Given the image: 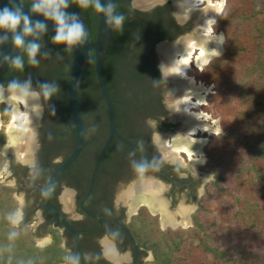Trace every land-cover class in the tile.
Returning <instances> with one entry per match:
<instances>
[{
    "label": "flooded vegetation",
    "instance_id": "flooded-vegetation-1",
    "mask_svg": "<svg viewBox=\"0 0 264 264\" xmlns=\"http://www.w3.org/2000/svg\"><path fill=\"white\" fill-rule=\"evenodd\" d=\"M178 4V0H163V2L161 0H112L113 7L122 8L130 17L128 20L130 22L126 24H142L141 26L148 29L150 33L149 44L152 42L154 44L145 47L148 54L143 65L145 82L134 87L133 98L123 100L125 99L123 95L119 96L122 101L114 98L117 102L115 107L118 132L130 144L118 139L113 140L111 146L116 144L115 153L117 154L113 153L110 157L104 156L93 192L84 205L92 214L108 215L123 223L137 244V250L120 225L106 217L89 216L81 209L80 203L87 192L95 161L84 159L80 162V157L55 180L51 190V200L55 210L67 218L78 231L82 252L89 264H143L149 260V256L154 259L153 251L146 250L139 244L130 226L133 217L143 211L141 209L158 217L161 229L194 227L196 216L200 218L199 212L205 193L204 182L207 178L195 167L196 162L191 165L186 153L182 152L188 157L189 163L183 161L184 158L183 160L179 157L171 158L161 140L156 142L153 139L154 135L163 139L168 136L166 131L169 128L176 124H184L182 118L175 116L177 111L175 103H170L171 99L176 98L172 93L176 83L165 70L160 50L162 45L176 42V39L180 37L182 39V36L190 30L198 35L199 21L188 15L185 19ZM117 85H112L113 89L116 90ZM8 86L0 85V89ZM30 91L39 93L37 99L34 97L38 103V115L40 114L39 119L37 116L38 121L40 120L37 135L34 129L31 153L27 154L24 160L20 159V154L26 151L25 147L20 149L16 146L10 149V170L18 186L29 191V203L24 209L25 216H36L39 211L44 219L42 228L47 230L54 224L51 223V217L43 204L42 187L51 171L71 152L75 141V131L74 136L67 133L68 129L60 132L63 128L61 126L63 114L60 109L62 99L50 96L45 98L39 90L30 89ZM86 113H84L87 125L86 145L89 142L96 144L97 138L105 142L109 135L107 113L105 127H101L99 122H96V125H90L93 123L90 120L89 124ZM68 128L74 130L70 126ZM98 128H108V130L102 136ZM184 128L185 124L183 130ZM199 132L205 133L202 130ZM179 133H182V130ZM193 138L198 139L195 136ZM86 162L90 164V167H86ZM137 165H144L143 173L137 172ZM139 184L141 186L150 184L154 190L156 189V194L153 196L155 205L164 211H154L148 204L137 203L140 207L130 216L129 212L135 210V206L137 208L138 205L132 202V197L124 195ZM66 194L73 195L76 215L72 217L64 211ZM145 196L148 199L152 198L147 192ZM191 205H195L194 212L189 210ZM164 212L169 218L165 224ZM62 233L64 237H68L66 245L62 244L68 254L66 260L60 264H71L72 259H76L78 264H84L73 237L63 230Z\"/></svg>",
    "mask_w": 264,
    "mask_h": 264
},
{
    "label": "trees",
    "instance_id": "trees-1",
    "mask_svg": "<svg viewBox=\"0 0 264 264\" xmlns=\"http://www.w3.org/2000/svg\"><path fill=\"white\" fill-rule=\"evenodd\" d=\"M25 1L32 4L39 2V0ZM53 2L58 3L59 0H53ZM67 4V8L60 9L66 15L70 12L71 0H67ZM78 6L80 15L89 23L93 39L95 40L97 17L94 6L89 0H87L86 6L81 4V0H78ZM231 7L230 0H228L226 11L216 22L217 27L224 30L228 36L225 43V53L211 61L212 63H217L219 68H224V71L227 72L226 74H229L234 68L241 72V75L228 83L220 79L218 82L219 93L226 98L229 95L233 96L229 101L236 102L235 104L238 106L235 112V120L228 128V136H224L222 144L229 157L225 162L227 164L229 162L232 165L238 179L250 174L253 188L257 189L258 192L261 185L263 187L262 170L258 168L257 164L259 160H264V88H256L249 98H246L245 95L254 80H264V57H262L264 18L258 16L262 10L253 12L245 19L243 13L233 12ZM112 11L113 15L122 16L125 20L130 19L122 8L118 9L117 6H112ZM246 20H252L256 24L261 25L256 28L260 30V34L256 36L260 39L258 42L259 49L256 52V60L253 64L240 67V64L229 61L230 58L237 56L240 49L238 45H233L230 33L238 32L239 25H243ZM141 25L120 23L115 31V45L108 46L105 62L106 78L113 98L118 101H122L119 97L120 95L125 98L123 100L133 98L134 87L145 82L146 75L143 65L148 58L145 47L153 45L154 42L149 44L150 33L148 29L143 28ZM56 30L40 34L27 42L22 50L11 60L6 72L0 76V85H9L13 82L18 85L28 84L31 90H39L41 93H43L42 85H54L56 90L50 97L62 99L60 109L63 114V123L61 125L63 128H61L60 132L62 133L64 129H68L67 133L74 136V130L68 128L70 126L69 103L66 97L68 73L73 50L72 46H68L65 43H57L53 40ZM30 43L39 45L35 56L37 63L35 64L30 62L27 52V47ZM17 57L20 58L22 65L19 68L12 63ZM114 84H118L116 90L112 87ZM80 96L83 111L84 113L87 111L86 116L89 124L91 123L89 118L90 105H97V96H99L101 109L104 110L105 117L102 123H99H101V127L107 126L106 110L95 76L93 55H91L85 72ZM0 110L2 116L5 119H9L10 112L6 111L2 106ZM92 123L90 125L97 124L96 122ZM237 128L240 131L237 132ZM98 129L102 132V136L108 130V128ZM246 130L253 131L258 137V142L246 149L251 150V155L245 157L242 154L244 146L241 144V138L246 135ZM6 140V134L0 131V171L5 166V157L1 154V149ZM103 143L104 141L102 142L101 139L94 145L89 142L84 148L80 162L84 159L94 162ZM115 147L116 144L111 146L105 157L113 156L112 154L116 151ZM78 165L80 166V164ZM88 166L90 167V164L86 162V167ZM254 178L257 180L255 181ZM225 182L226 178L223 174L218 173L215 180L211 182V187L218 192L226 193L229 188L224 186ZM15 191V187L5 185L0 181V264H60L64 262L68 251L62 245L63 233L61 234L51 226L49 232L53 236V242L42 247L37 245L35 234L27 221L30 216H27V220L19 226L13 225L12 219L19 206L18 200L14 195ZM261 197V201L243 199L242 202L244 204L236 211V214L240 215L239 221L246 231L255 228L253 237L257 241L255 244L257 247L251 244V248H240L236 254L230 250L221 249L214 244L211 235L204 231L199 216H196V225L194 227L177 230L168 228L164 230L159 227L158 217L150 215L147 210H143L139 215L133 217L130 225L139 244L154 253V259L145 261L143 264H264V247L259 246L258 243V241L260 242L258 235L264 238V195ZM54 226L57 227V225ZM138 233L141 235L140 238ZM187 240L191 244L194 241H198L197 244H194V248L196 247L194 250L213 256V261H198L192 258L189 259V256H181L180 252L183 250Z\"/></svg>",
    "mask_w": 264,
    "mask_h": 264
},
{
    "label": "rangeland",
    "instance_id": "rangeland-1",
    "mask_svg": "<svg viewBox=\"0 0 264 264\" xmlns=\"http://www.w3.org/2000/svg\"><path fill=\"white\" fill-rule=\"evenodd\" d=\"M223 1H224V7L221 13L216 17V22L226 11L225 8L228 0H223ZM230 6H232L231 8L233 12L243 13L245 19L248 16H250L253 12H256L258 10H262L263 12L258 14V16L260 18H264V0H230ZM255 8L257 9L255 10ZM216 22L213 25V29L216 34L223 35L224 42L221 53L218 54V56L215 55L210 60V62L213 61V59L221 57L225 53V43L228 38L226 32L217 27ZM257 26L259 28L261 25L256 24V22L252 20H246L243 25L242 24L239 25L238 32L234 31L230 33V37H232L233 39V45H238L240 49L237 56L234 58H230L229 61L240 64L239 65L240 67H244L246 65H250L254 63V61L256 60L255 58L256 52L259 49L258 42L260 41V39L256 37L258 34H260V30L256 29ZM187 35H190V37L193 38L197 36L193 34V32H191L190 30L186 35L182 36V38L188 37ZM180 39L178 38L176 39V41ZM263 47H262V57H264ZM210 62L208 63L209 65L207 64L203 70L192 68L189 71L190 75L196 76V79L199 82L201 81L203 84H205L210 88V94L207 97L206 104L200 106L197 110H192L191 112L197 111L208 114L209 119L207 120V122L214 126H215V121L216 120L218 121V125L215 126L217 130L212 135H208L207 133L204 134L201 132L197 133L196 135H193L198 138L201 137L208 138V141L203 146L204 155L203 157L199 158V160L201 161H198L194 164L195 167H197L199 171H202L205 177L207 178V180L204 182L205 193L203 194L201 211L199 212V215H200V220L203 224L204 231L211 235L214 244L221 249L230 250L231 252L236 254L240 248L244 247L249 249L251 248V244L255 245L257 242L253 237V235H255L254 233L255 228H251L250 231H246L245 227L241 225L239 221L240 215L236 214V211L238 210L239 207H241L244 204L242 202L243 199H251L252 201L262 200L261 196L264 195V160H259L257 164L258 168L262 170V175H263V187L261 185L262 189L260 188L258 192L257 189L253 188V183L251 182L252 176L250 174H246L241 179H238L236 176L235 169H233L232 165L229 164V162L228 164L225 162L226 160L229 159V157L222 143L224 140V136L225 137L228 136L229 133L228 128L232 125L233 121L235 120V112L238 106H236L235 104L236 102L229 101V99L233 98V96L229 95L226 98L225 96L219 93L218 82L220 79L221 81L228 83L229 81L234 80L239 75H241V72L238 71L236 68H234V70H232L229 74H226L227 72L224 71V68L223 69L221 67L219 68V65L217 63H212V62L210 63ZM261 87L264 88V80L262 79L260 81L254 80V82L250 84L248 93H246L245 97L249 98L256 90V88H261ZM175 100L176 98L171 99L170 103H175ZM100 103L101 101L99 96H97V105L93 104L91 106L89 103L91 107L89 110L90 111L89 118L92 122L102 123L103 119H105L104 110L101 109L102 107ZM1 106L6 111L10 112L9 119H5L2 116V112L0 110L1 118L4 120V123H6L0 131H3L6 134V139L9 140L8 138L9 136L7 134V126L11 121V109L6 103H0V107ZM182 119L184 120L185 118ZM22 121L18 123L20 124ZM39 123L40 120L39 121L37 120L35 125L36 128H34L36 130V135H37V127ZM183 126L184 124L181 123L178 125L176 124L172 128H169L166 131L168 135L167 136L168 141H172V139L179 134L183 135V131H184ZM181 130L182 133H179V131ZM236 131L237 132L240 131L239 128H237ZM246 132H247L246 135L241 138V144L244 146V150L242 151L243 152L242 154L245 157L251 155V150H246V149L252 146V144H256L258 142L257 140L258 137L255 135L253 131L246 130ZM99 140L100 139L97 138V140H95L96 143H98ZM2 149H1V154L5 157V166L0 171V181L5 185H9L11 187L16 188L14 195L18 200L19 206L14 216L17 215L18 213L20 214L19 224H21L27 220V216H25L24 214V209L25 206L29 203L28 201L29 191L24 188H20L18 186V183L16 182L15 178L13 177V173L10 170L11 156L8 153L4 154ZM181 159L186 163H189L188 157L184 156L182 153H181ZM218 173L223 174V176L226 178V182L224 183V186L229 188L226 193L218 192L211 187V182L215 180L216 174ZM254 180L256 181L257 179L254 178ZM65 200H66L65 203L66 207H64V211L70 217L76 215V208L74 206L73 195L66 194ZM14 216L12 222L14 221ZM28 219L29 220L27 221L30 223V227L35 234L36 243L39 246L44 247L53 242V236L49 232V228L51 229V226L62 234V230L54 225H50L47 230L43 229L41 224L44 222V219L41 216V214H39V211L37 212L36 216H31ZM191 227L192 226H190L189 228ZM187 228H183V229H187ZM173 230H177V229H173ZM138 235L140 238L141 237L140 233H138ZM258 239L261 242L260 243L258 241L259 246L264 247V238H261L260 235H258ZM67 240L68 237L62 238V244L64 246L66 245ZM41 242L44 243L40 245ZM197 243L198 241H194L191 244L190 241L187 240L186 244L183 247V250L180 252V255L189 256V259L192 258L193 260H198V261L201 260L205 262L213 261V256L207 255L202 251L194 250L196 248V247L194 248V244ZM255 246L257 247V245ZM152 260L153 257L147 261H152Z\"/></svg>",
    "mask_w": 264,
    "mask_h": 264
},
{
    "label": "water",
    "instance_id": "water-1",
    "mask_svg": "<svg viewBox=\"0 0 264 264\" xmlns=\"http://www.w3.org/2000/svg\"><path fill=\"white\" fill-rule=\"evenodd\" d=\"M89 1L94 6V0H89ZM99 3L102 8H107L108 5H112V0H99ZM32 5H33L32 3H29L25 0H0V10L4 9L5 7L13 11L19 9L22 15L28 17L29 25L34 30L33 33L31 34H24L23 20H21L19 25H17L15 31L11 30L10 28L0 27V76L6 72L11 60L22 50V48L27 42L38 37L40 34L47 33L49 31L57 29L58 27L54 19H52L50 16H45L43 12L34 11ZM111 14L113 15V11ZM67 16L69 17L75 16L76 22L80 23L83 26L85 32V36L83 40L75 45H72V50H73L72 61L68 73V82L66 89V97L69 103L70 127L73 128L75 131V141L71 152L59 165H57L51 171L45 184L43 185L42 187L43 204L45 206L46 211L51 217V223L57 225V227H59L65 232H68L73 237L82 262L84 264H89L87 263L83 255L78 231L73 227V225L67 218L61 216L55 210L51 200V190L55 180L61 174L67 171L74 163L78 161L86 146L87 125L85 121L84 111L81 105L80 90L85 76V72L88 68L91 59V55H93V64H94L96 80L106 107V113L109 124V135L98 152V155L96 157L92 169L91 177L89 180L88 189L84 198L80 203V207L89 216H92L94 218L106 217L112 220L113 222L117 223L118 225H120L123 228V230L126 232L127 236L131 239L132 244L137 250V244L133 240L130 231L127 229V227H125L123 223L108 215L92 214L86 209L84 205L85 201L89 199L90 195L93 192V188L95 185L96 177L99 172L101 162L104 156L106 155V152L109 150L113 140L118 139L122 142L129 144L130 142L124 137H122L118 132L117 115H116V107H115L117 102L113 98L110 92L106 78L105 62H106L107 50L109 45L110 46L115 45L114 37L117 26L109 23L108 15L105 12L103 11L98 12L96 10V17H97L96 36L94 40L89 23L86 21L84 17L80 15L78 0H71L70 12ZM37 22H41L44 24V29L42 31L35 29V25ZM70 22L71 21L69 20V23ZM129 22L130 21L128 20L122 19L121 23H129ZM15 35L22 36L24 42L23 46L15 45L14 43ZM6 88L8 87H5V89ZM35 98L37 99L38 97ZM41 110L42 109L40 108V113ZM39 116L40 114L38 115V119ZM7 142L5 143L2 149L4 154H5L4 149L5 146L7 145ZM139 207L140 206H138L135 210H131L129 212L130 216L135 214ZM19 217H20L19 213L14 216L13 224L15 226L20 225ZM44 242H41L40 245H42V243Z\"/></svg>",
    "mask_w": 264,
    "mask_h": 264
},
{
    "label": "bare ground",
    "instance_id": "bare-ground-1",
    "mask_svg": "<svg viewBox=\"0 0 264 264\" xmlns=\"http://www.w3.org/2000/svg\"><path fill=\"white\" fill-rule=\"evenodd\" d=\"M180 10L183 15L194 17L199 21L198 35L193 37L182 38L175 43L164 44L161 46V54L163 55V64L169 77H171L176 83L172 88L173 95L176 96L175 107L176 115L179 118H185V128L183 135L175 136L172 141H168L167 136L161 140L164 148L167 150L171 158L179 157L181 159V153H186L191 161V165L194 162L201 161L199 158L203 157V146L208 141V138H193V135L202 130L207 132L208 135H212L217 128L218 121H215V126L209 124L208 114L204 112H191L197 110L200 106L206 104L207 97L210 94V88L199 82L196 76L190 75L189 70L197 68L203 70L204 67L210 62L211 58L218 55L222 51L223 47V35L216 34L214 29L211 35H205L207 28V22L209 20L216 22V17L221 13L217 12L216 9L210 6V2L216 4L223 10L224 1L220 0H178ZM205 5V7H201ZM212 25V27H213ZM222 37V39H221ZM216 54H213V53ZM11 93L9 89L0 90V103H6L11 108V121L7 126L8 142L5 146V154L8 153L11 148L25 147L26 151L23 153L30 154L33 143L34 127L37 122L38 116V103L32 96L26 97L23 103L11 100ZM195 99V100H194ZM24 106V109H23ZM176 119V118H175ZM26 120L24 125L30 131L22 132L14 127V124ZM8 123V122H7ZM4 120L0 118V129L5 125ZM15 138L18 143L12 145L10 141ZM160 144V143H159ZM164 149V150H165ZM206 179V178H205ZM144 183V182H143ZM138 187V188H137ZM156 189L152 188L150 184H139L134 187L128 194L124 196L132 197L133 203H145L148 204L154 211L164 209L157 208L155 205V199H153ZM150 193L152 198H147L145 193ZM152 199V200H151ZM138 205V204H137ZM139 206V205H138ZM137 206V207H138ZM136 209V206H135ZM165 224L168 221V214L163 213ZM110 252V250H109Z\"/></svg>",
    "mask_w": 264,
    "mask_h": 264
},
{
    "label": "clouds",
    "instance_id": "clouds-1",
    "mask_svg": "<svg viewBox=\"0 0 264 264\" xmlns=\"http://www.w3.org/2000/svg\"><path fill=\"white\" fill-rule=\"evenodd\" d=\"M161 2H163V0H161ZM81 4L86 6L87 0H81ZM210 6L214 7L217 12L222 11V9L214 3L210 2ZM32 7L34 11L43 12L45 16H50L52 19L56 21L58 27L56 30V35L53 37V40L55 42L65 43L68 46H72L83 40L85 36L83 26L80 23L76 22L75 16L69 17L63 11L60 10L61 8L68 7L67 0H59L58 3H54L53 0H39V2L33 3ZM94 7L98 12L103 11L108 15L109 23L119 26L120 23L122 22L123 19L122 16L111 14L112 13L111 5H108L107 8H102L99 3V0H94ZM186 18L187 16L185 15V19ZM21 20H23L24 23L23 33L24 34L33 33L34 30L29 25L28 17L22 15L19 9L13 11L5 7L4 9L0 10V27L10 28L11 30L15 31L17 25L20 24ZM69 20L71 21L70 23ZM213 23L214 21L212 20H209L207 22L208 26L206 28L205 35H211V33L213 32V27H212ZM35 29L42 31L44 29V24L41 22H37L35 25ZM14 43L16 46H23L24 42L22 36L15 35ZM38 48L39 45H37L36 43H30L27 47V52L30 58V62L33 64L37 63V61L35 60V56L38 51ZM213 54L216 53L214 52ZM12 63L17 68L22 66L19 57L15 58L12 61ZM8 88L11 93L10 99L19 101L21 103L25 101L26 97L29 96L38 97L39 95V93L30 91V86L28 84L18 85L17 83L13 82L9 84ZM41 89L45 98L49 97L56 90L54 85H42ZM25 124H26V120L22 121L20 124H14L13 126L22 132H29L30 130L24 126ZM32 135L34 137V133H32ZM153 139L156 142L159 141V137L157 135H154ZM10 143L12 145H15L18 143V141L15 138H13L10 141ZM26 155H27L26 153H21L20 159L24 160ZM136 170L138 173H143L145 167L144 165H137ZM189 210L194 212L195 205H191ZM148 259L150 260L151 256H149ZM71 264H78V261L76 259H72Z\"/></svg>",
    "mask_w": 264,
    "mask_h": 264
}]
</instances>
